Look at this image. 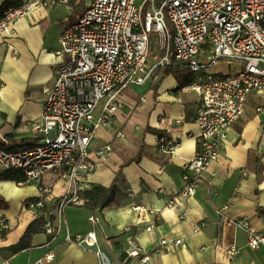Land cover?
<instances>
[{
	"label": "crops",
	"instance_id": "1",
	"mask_svg": "<svg viewBox=\"0 0 264 264\" xmlns=\"http://www.w3.org/2000/svg\"><path fill=\"white\" fill-rule=\"evenodd\" d=\"M5 1L0 0V7ZM76 10L80 9L73 2L72 8L57 2L38 4L0 31V144L6 149H27L43 140L34 130L42 123L43 88L54 85L59 37L83 14L72 21ZM218 62L212 72L222 75L242 67L241 63ZM183 73L156 76L142 86L124 89L123 108L92 141L88 161L96 169L81 190L109 187L125 164L121 205L96 212L68 206L57 220L61 222L57 236L36 235L31 249L0 259V264H35L49 253L54 255L50 264H100L95 249L65 240L68 231L71 235L94 231L112 264H122L129 239L148 254L145 264H264V245L250 248L247 232L230 223L249 219L264 235V93L248 97L245 113L229 130L218 160L194 196L184 199L183 166L200 151V130L195 122L200 100L196 94L183 91L186 80L194 78L191 71L189 76ZM160 137L178 146L166 153L160 149ZM108 145L112 150L104 158L94 154ZM141 149L142 157L132 162ZM249 153L256 158L247 164ZM21 175L20 181H0V220L10 227L0 236V248L16 244L28 225L42 215L39 209H27L30 200L45 195L50 202L65 193L57 174L45 176L43 186L50 188L46 194L37 184L20 185L24 181ZM137 207L142 209L136 211ZM91 216L99 222L91 223ZM198 224L203 226L195 232ZM165 239H181L182 243L162 246ZM232 247L239 250L235 256L229 254ZM132 264L143 263L135 260Z\"/></svg>",
	"mask_w": 264,
	"mask_h": 264
},
{
	"label": "built area",
	"instance_id": "2",
	"mask_svg": "<svg viewBox=\"0 0 264 264\" xmlns=\"http://www.w3.org/2000/svg\"><path fill=\"white\" fill-rule=\"evenodd\" d=\"M79 1L84 6L83 14L59 37L54 85L43 88L42 123L34 126L43 140L21 150L0 147V170L20 171L24 175L20 185L37 184L43 194L50 191L43 186L45 176L57 174L65 192L56 213L57 220L61 219L67 206L78 202V191L96 169L88 161L91 144L98 130L108 127L113 114L123 108L122 91L146 84L157 76L159 66L186 63L194 78L183 91L196 94L200 100L195 118L200 130V151L183 166L181 197L190 199L218 160L232 125L243 117L248 97L264 93V0ZM52 2L72 8V0H22L21 7L3 13L0 31L26 16L36 5ZM153 42L163 56L151 66ZM219 60L230 64L238 61L242 67L223 75L209 71ZM159 145L166 153L178 146L163 138ZM111 150L108 145L94 154L104 158ZM43 206L38 201L28 203L27 209ZM89 220L93 224L99 222L94 216ZM230 223L247 232L250 248L264 245V235L253 228L249 219ZM60 225L61 222L49 221L45 232L57 236ZM202 226L198 224L194 231ZM9 228L5 220H0V236ZM65 240L95 249L100 264H112L99 247L94 231L85 235H71L68 231ZM181 243V239H165L161 245ZM228 251L231 256L239 252L236 247ZM125 253L122 264L128 260L145 264L149 260L134 239L128 240ZM53 260V253H49L35 264H50Z\"/></svg>",
	"mask_w": 264,
	"mask_h": 264
},
{
	"label": "trees",
	"instance_id": "3",
	"mask_svg": "<svg viewBox=\"0 0 264 264\" xmlns=\"http://www.w3.org/2000/svg\"><path fill=\"white\" fill-rule=\"evenodd\" d=\"M74 1L75 0H72L73 4L76 5V8L81 9V12H83L84 11V7L82 8L83 3L81 1H78V2H74ZM21 5H22V0H6L4 4L0 7V18L7 9L18 8V7H21ZM153 46H157V44L153 42V45L151 46V50H150L151 54L153 53ZM156 54L158 55L160 54L158 49H157ZM189 71L191 70L188 64L186 63L177 64L176 63V64L164 66V67L159 66L156 70V75L163 78L171 74H178L179 72H184L185 76H187ZM190 82L191 81L186 80L185 82L186 84L183 83L184 84L183 86L187 85ZM0 147L6 149L1 144H0ZM6 150H10V149H6ZM141 157H142V149L139 152L138 156L131 161L138 162ZM253 158L255 159L256 155L249 153L247 164H249ZM124 166L125 164L123 165V167ZM123 167L117 172V175L113 183L109 187L96 185L90 189L80 190L78 191V194H77L78 202L77 203L71 202L68 206H76L78 208H85L92 212L103 211L107 208L120 206L123 201V197H124L123 192L120 189V183L124 181V177L122 175ZM247 167L249 168V165ZM20 173L21 172L17 170H0V181L2 180H15V181L23 180V177L21 175L22 173L21 174ZM60 200H61V197L48 202L46 200L45 195H43V197L41 198L30 200L29 203H37L38 201L43 202L44 206L39 209L42 212V215L39 218H36L35 220H33L28 225L24 235L21 237V239L16 244L5 247V248H0V259L8 260L22 251L31 249L33 247V238L36 235L46 233L45 227H46L47 222L50 221L54 223L55 221H57L56 213H57V207H58ZM121 259H122V262L126 260V253H123ZM125 264H132V262L128 260L127 263Z\"/></svg>",
	"mask_w": 264,
	"mask_h": 264
},
{
	"label": "rangeland",
	"instance_id": "4",
	"mask_svg": "<svg viewBox=\"0 0 264 264\" xmlns=\"http://www.w3.org/2000/svg\"><path fill=\"white\" fill-rule=\"evenodd\" d=\"M84 6L82 5V8H83ZM79 13H81V9L78 11V10H76L75 11V16H74V18H71V20L72 21H75V17L79 14ZM157 49H158V46H153V53L151 54V57H150V60H149V65H151V66H153V65H155L157 62H159V60L162 58V56H163V54H156V52H157ZM226 62H228V61H226V60H221L220 62H218V65L220 64V63H222V64H225ZM234 63V64H233ZM231 64H233V65H237V64H240V62H238V61H235V62H231ZM232 65V66H233ZM212 68H214V66L213 67H211V68H209V71H213V69ZM132 87V86H131Z\"/></svg>",
	"mask_w": 264,
	"mask_h": 264
},
{
	"label": "bare ground",
	"instance_id": "5",
	"mask_svg": "<svg viewBox=\"0 0 264 264\" xmlns=\"http://www.w3.org/2000/svg\"><path fill=\"white\" fill-rule=\"evenodd\" d=\"M151 57V56H150ZM123 263V262H122Z\"/></svg>",
	"mask_w": 264,
	"mask_h": 264
}]
</instances>
